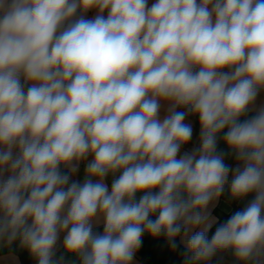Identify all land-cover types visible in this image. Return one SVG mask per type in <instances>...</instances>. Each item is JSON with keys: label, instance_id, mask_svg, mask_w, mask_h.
Segmentation results:
<instances>
[{"label": "clouds", "instance_id": "9594fccd", "mask_svg": "<svg viewBox=\"0 0 264 264\" xmlns=\"http://www.w3.org/2000/svg\"><path fill=\"white\" fill-rule=\"evenodd\" d=\"M261 90L264 0H0V246L132 264L148 233L185 264H264ZM226 184L253 199L209 239Z\"/></svg>", "mask_w": 264, "mask_h": 264}, {"label": "crops", "instance_id": "0c3cea01", "mask_svg": "<svg viewBox=\"0 0 264 264\" xmlns=\"http://www.w3.org/2000/svg\"><path fill=\"white\" fill-rule=\"evenodd\" d=\"M93 15H94V12L88 13L89 17H92ZM262 106H264V90L260 91V94L258 95L255 101L256 108H259ZM166 109H167V105L163 104L161 108V113H160L161 118H163L167 114ZM254 114L255 113L253 111H250L247 114V117H242L241 120L251 117ZM186 122L191 123L192 128H193V135H192L191 141L188 144L182 146L181 154H183V152L185 151H191L193 148L199 147L200 125H199L198 117L189 116ZM224 131L226 132L227 129H225ZM223 135H224V132L219 134V138L217 142V149L218 151H222L225 153L224 162L230 167L235 168L236 165L238 164V161L235 159L234 154L228 149L227 145L224 143L222 139ZM86 163L87 162L85 161L80 164L79 171L76 173L74 177H72V179L83 182L85 178ZM119 174L120 173H116L115 177L112 174L108 175L105 182L108 184L109 189L111 188V183L113 179L117 178ZM229 177L231 178V173ZM140 195H141L140 193L137 194V199L139 198ZM252 199H253L252 195H249L243 200L233 199L230 194L229 184L225 185L224 191L222 195L219 197L218 201L214 202V205L209 206L211 217H214L215 221H217L221 215L228 214L229 212H231V210L234 207L243 209ZM94 231L102 234L103 232L102 224H96L94 226ZM62 239L63 237H61V244H62ZM180 242H181V239H180ZM181 244L183 243L181 242ZM61 255L65 257V264H80L78 257H76L75 255L65 253L62 246L58 245L57 256L59 257ZM218 256L221 259V264H236L230 252L224 253ZM0 264H35V261L29 255L28 251L25 248H22L20 246L19 241H16L10 247L0 246ZM132 264H141V261L137 253L134 256V260Z\"/></svg>", "mask_w": 264, "mask_h": 264}, {"label": "trees", "instance_id": "16d2710c", "mask_svg": "<svg viewBox=\"0 0 264 264\" xmlns=\"http://www.w3.org/2000/svg\"><path fill=\"white\" fill-rule=\"evenodd\" d=\"M64 171L66 172V170ZM240 210L242 209L234 207L228 214L221 215L209 230V239L214 234L219 224L226 222L235 212ZM152 218L155 219V217ZM176 243L178 247L173 250L169 246L165 236L160 235L158 237H153L145 233L142 237V246L136 253L139 256L141 264H185L186 248L181 244L179 237H177ZM212 264H221L220 257H215Z\"/></svg>", "mask_w": 264, "mask_h": 264}, {"label": "built area", "instance_id": "2783aa9c", "mask_svg": "<svg viewBox=\"0 0 264 264\" xmlns=\"http://www.w3.org/2000/svg\"><path fill=\"white\" fill-rule=\"evenodd\" d=\"M230 182H231V178L229 177V184H230ZM226 185H228V184H226Z\"/></svg>", "mask_w": 264, "mask_h": 264}]
</instances>
